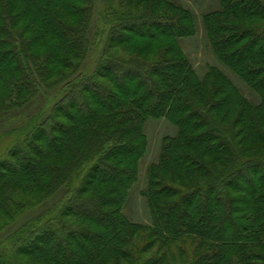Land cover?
<instances>
[{
    "label": "trees",
    "instance_id": "16d2710c",
    "mask_svg": "<svg viewBox=\"0 0 264 264\" xmlns=\"http://www.w3.org/2000/svg\"><path fill=\"white\" fill-rule=\"evenodd\" d=\"M98 1L0 0V114L62 91L0 161L7 225L41 209L0 241V264H264V0L202 16L258 102L217 65L198 74L180 45L198 20L174 0L106 1L104 48L85 70ZM150 119L177 131L146 169L141 224L123 208Z\"/></svg>",
    "mask_w": 264,
    "mask_h": 264
},
{
    "label": "rangeland",
    "instance_id": "374dc122",
    "mask_svg": "<svg viewBox=\"0 0 264 264\" xmlns=\"http://www.w3.org/2000/svg\"><path fill=\"white\" fill-rule=\"evenodd\" d=\"M106 1L99 0L95 11L94 22L91 29V38L94 40V46L90 52L89 57L86 59L83 68L90 70L95 66L104 48V35L102 29L104 28V22L102 16L105 8L107 7ZM188 8H190L198 20L199 29L198 34L194 37H187L180 39V45L187 56L192 60L194 67L196 68L200 76L204 75L208 66L217 65L223 68L227 74L245 91L247 96L254 102H258L259 98L249 86L241 81L237 75H235L229 68L223 65L210 49L208 39L206 37L203 25L202 16L204 13L219 8V0H174ZM62 92V91H61ZM58 89L48 91L47 95H39L30 103L26 104L22 108H16L13 111H6L0 114V161L8 158V151L13 145L17 143V140L23 139L26 133L34 125V121L38 119V116L50 108V106L60 98L62 94ZM43 114V113H42ZM177 129L166 119H150L145 125V132L149 139L148 151L140 164V177L137 184L129 192L128 198L123 208L124 214L135 223L146 224L150 222V213L146 205L145 198L142 196L141 191L146 186V169L152 162L157 161L162 139L167 135H174ZM54 201V200H52ZM41 209L33 210L25 213L14 224L7 225V219H3L4 216L0 215V241H4L9 235L24 221H26L32 215L40 212ZM4 243V242H3ZM191 245V244H190ZM189 244L182 247L187 250V254L191 256L192 247ZM178 248H173V251L177 253ZM181 257V256H180ZM185 257V258H186ZM178 260L174 264H186L176 254ZM187 261V260H186Z\"/></svg>",
    "mask_w": 264,
    "mask_h": 264
}]
</instances>
